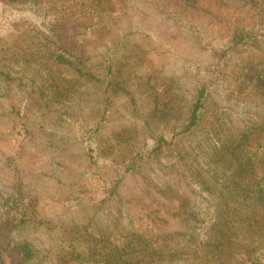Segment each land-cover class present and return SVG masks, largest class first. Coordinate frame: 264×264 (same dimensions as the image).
Wrapping results in <instances>:
<instances>
[{
	"label": "trees",
	"instance_id": "trees-1",
	"mask_svg": "<svg viewBox=\"0 0 264 264\" xmlns=\"http://www.w3.org/2000/svg\"><path fill=\"white\" fill-rule=\"evenodd\" d=\"M22 1L28 2L36 27L26 30L19 47L5 44L0 49V116L6 111L2 98L11 103L19 102L20 97L22 102L29 100L46 118L45 110L52 109L54 101L76 92L77 86L83 93L93 91L102 95L107 88H102L104 80L98 77L101 74L106 77L113 69L108 57L94 61L96 56L85 39L80 41L78 53H71L62 46L64 6L59 2ZM93 1L95 4L91 12L95 23L87 27L91 28L89 33H79L76 38H99L101 31L110 32L118 38L127 36V33L119 35L113 22L115 16L123 13L121 9L125 7L121 6L125 3L121 0ZM143 1L161 20L183 22L182 25H191L193 21L187 16L188 12L204 11L205 19L207 17L208 21L225 27V38H231L229 46L218 52L214 62L204 72L197 70V87L188 116L169 139L158 134L150 146L137 150L125 162L116 165V170L110 171L108 177H104L105 172L98 167L92 153L94 148H87L85 158L91 172L90 179L94 182L93 190L89 194L81 191V194L60 203L40 198L22 185L18 162L29 136L25 121L19 117V106L11 104L6 118L14 122L12 132L17 145L6 158L12 181L0 214V264H42L46 256L31 240L28 228L39 226L37 215L40 204L48 203L50 206L54 204V210L70 211L79 207L93 211V215L86 217L80 226H69L67 237L70 243L56 257L66 263L205 264L208 257L205 258V249L214 247L219 259L221 254L225 258L219 264H264V222L259 221L260 217L254 211L264 205V174L250 186L246 178L248 162L245 164L241 157V148L247 144L249 137L264 132V58L257 60L254 56L251 60L244 59L238 74H234L231 67L234 54L245 53L246 48H264V0ZM115 12L118 14L113 16ZM131 24L134 27V20ZM131 33L132 30L129 31ZM203 73L205 78L202 79ZM219 95L224 96L223 101L220 100L222 105L211 108L210 102ZM153 102H156L155 94ZM104 111L103 108L102 114ZM151 111L157 118L168 115L164 111L158 113L154 105ZM204 117L205 125L202 126ZM200 131H203L202 134ZM187 139L189 144L179 154L181 160L190 159V167L184 169L189 175L185 177L184 171H180L175 162H162L160 157L164 153L171 154ZM93 141L94 135L91 143ZM136 173H143L147 184L156 189L155 193H151L146 188L149 196L155 197L160 193L170 202L173 199L177 201L173 215L181 221L190 222L189 233H155L153 229L147 232H143L142 228L134 229L131 220L128 224L123 223V213L119 209L115 216L109 217L111 225L104 229L97 225L94 215L105 206L113 202L124 207L127 202L135 201L134 197H123L120 184L123 176ZM178 175L184 177V189L188 193L184 191L180 194L175 183H171ZM210 192L215 195L216 209L213 216L205 219V193ZM57 204L61 208L56 207ZM140 211L150 217L147 221L154 222L155 217L146 212V206H142ZM65 232L63 230L62 233Z\"/></svg>",
	"mask_w": 264,
	"mask_h": 264
},
{
	"label": "rangeland",
	"instance_id": "rangeland-1",
	"mask_svg": "<svg viewBox=\"0 0 264 264\" xmlns=\"http://www.w3.org/2000/svg\"><path fill=\"white\" fill-rule=\"evenodd\" d=\"M54 1L64 6L61 21L64 32L62 46L71 53H78L81 49L80 41L85 39V43L92 48V54L96 56L93 60L98 62L101 57H108L113 69L106 77H102V74L98 77L101 81L104 80L102 88H107L102 95L93 91L83 93L81 87L77 86L76 92L54 101L52 109L45 110L46 118L41 116L42 111L38 106H33L29 100L22 102L20 97L19 102L11 103L7 99H1L6 111L0 116V214L3 199L8 194L12 181L6 158L15 151L17 145L12 132L14 122L6 118L10 114L7 110L11 104L19 106V117L25 121L29 136L23 144L22 156L18 162L22 185L25 190H30L40 198L60 203L68 197L81 194V191L89 194L93 190L94 182L90 179L91 172L85 158L87 148H94L92 153L98 167L105 172L104 177H108L110 171L116 170V165L125 162L137 150L150 146L158 134L169 139L188 116L197 87V70L204 72L210 67L218 52L226 50L231 41V38H225V27L208 21L207 17L205 19L204 11L188 12L187 16L193 21L191 25H182L183 22L178 24L171 20H161L143 0H121L125 3L121 6L125 7V12L121 9L122 14H113L117 15L113 20L114 29L119 35L127 33L124 38H118L107 31H101L99 38H76L79 33H89L91 28L87 27L95 23L91 12L94 1ZM133 20L134 27L131 24ZM31 27H36V23L29 12L27 1L0 0V49L5 44L19 47L22 44L21 38ZM130 30L133 33L129 34ZM139 30L142 32L139 33ZM254 56H257V60L263 59L264 48H246L245 53L234 54L231 59L233 73H240L244 59L251 60ZM203 78L205 73L202 74ZM153 94L156 96L155 103ZM219 96H215L210 102L211 108L222 105L224 96ZM153 105L158 113L164 111L168 115L154 117L151 111ZM103 108L105 111L102 114ZM13 114L16 115L15 112ZM204 125L205 117L202 126ZM202 132L200 131L201 134ZM93 135L95 142L91 143ZM188 140L180 143L179 148H174L171 154L164 153L160 157L162 162H175L180 171H184L185 177L189 175L187 170L190 159L181 160L179 154L186 149ZM103 148L104 151H101ZM241 150L242 159L245 164L248 162L246 178L249 185L253 186L264 174V132L251 135ZM174 177L171 183H175L177 191L180 194L184 191L188 193L184 189V177ZM121 182L120 192L123 197H134L135 201L127 202L124 207L112 202L96 212L94 219L101 229L110 224L109 217L115 216L119 209L123 213V223L128 224L131 220L134 229L142 228L143 232L153 229L155 233H189L190 222L181 221L177 215H173L177 201L173 199L170 202L160 193L155 197L149 196L146 191L155 193L156 189L147 184L143 173L125 175ZM205 195L207 219L216 209V198L211 192ZM160 202L162 204L159 205ZM53 206L54 204L50 206L49 203L40 204L37 215L40 224L36 228L29 226V236L41 249V254L46 256L42 259V264H77L66 263L56 257L70 243V238L67 237L69 226H80L86 217L93 215V211L79 207L70 211L54 210ZM55 206L61 208L59 204ZM142 206H146V212L154 215L153 223L147 221L150 217L140 211ZM254 211L259 215V221L264 222V205L256 207ZM63 230H66L64 234ZM206 257L205 264L225 261L223 254L219 259L214 247L205 249Z\"/></svg>",
	"mask_w": 264,
	"mask_h": 264
}]
</instances>
